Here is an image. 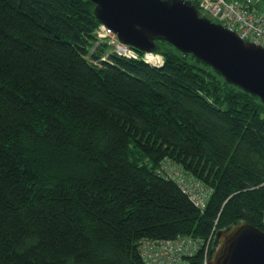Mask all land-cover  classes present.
<instances>
[{
    "label": "trees",
    "instance_id": "trees-1",
    "mask_svg": "<svg viewBox=\"0 0 264 264\" xmlns=\"http://www.w3.org/2000/svg\"><path fill=\"white\" fill-rule=\"evenodd\" d=\"M93 9L0 0V264H145L142 238L264 231V103L163 40L161 67L109 52ZM168 162L211 188L203 209Z\"/></svg>",
    "mask_w": 264,
    "mask_h": 264
},
{
    "label": "water",
    "instance_id": "water-1",
    "mask_svg": "<svg viewBox=\"0 0 264 264\" xmlns=\"http://www.w3.org/2000/svg\"><path fill=\"white\" fill-rule=\"evenodd\" d=\"M119 42L153 52L163 40L264 103V47L200 15L191 0H90ZM206 264H264V231L240 221L214 234Z\"/></svg>",
    "mask_w": 264,
    "mask_h": 264
},
{
    "label": "built area",
    "instance_id": "built-area-1",
    "mask_svg": "<svg viewBox=\"0 0 264 264\" xmlns=\"http://www.w3.org/2000/svg\"><path fill=\"white\" fill-rule=\"evenodd\" d=\"M192 1V0H191ZM199 9L209 18L234 31L244 41L262 45L264 47V0H196ZM100 41L106 42L109 52L128 59H141L153 67H161L163 59L157 52H143L128 44L119 42L112 29L100 23L95 31ZM96 43V44H97ZM108 55V54H107ZM105 59V57H101ZM171 178L180 177L178 186L189 200L199 209L206 206L211 194V188L200 179L183 176L179 168L170 164L164 165ZM264 223V208L262 213ZM214 238L211 233L205 242L200 237L178 235L174 239L142 238L138 241V250L145 264H188L186 257H190L203 247L204 261L208 257L209 243Z\"/></svg>",
    "mask_w": 264,
    "mask_h": 264
},
{
    "label": "rangeland",
    "instance_id": "rangeland-1",
    "mask_svg": "<svg viewBox=\"0 0 264 264\" xmlns=\"http://www.w3.org/2000/svg\"><path fill=\"white\" fill-rule=\"evenodd\" d=\"M200 12H201V14H203V15H205V16H207L208 17V15L206 14V13H204V12H202L201 10H200ZM209 18V17H208ZM213 22H216L217 23V21L215 20V19H212V18H210ZM105 53H107V51L105 52ZM158 53V52H157ZM158 54H160V53H158ZM161 55V54H160ZM214 249V248H213Z\"/></svg>",
    "mask_w": 264,
    "mask_h": 264
},
{
    "label": "flooded vegetation",
    "instance_id": "flooded-vegetation-1",
    "mask_svg": "<svg viewBox=\"0 0 264 264\" xmlns=\"http://www.w3.org/2000/svg\"><path fill=\"white\" fill-rule=\"evenodd\" d=\"M214 244V243H213ZM215 245V244H214ZM214 245H213V247H214Z\"/></svg>",
    "mask_w": 264,
    "mask_h": 264
}]
</instances>
